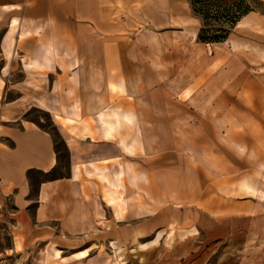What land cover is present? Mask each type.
<instances>
[{
	"label": "crops",
	"instance_id": "0c3cea01",
	"mask_svg": "<svg viewBox=\"0 0 264 264\" xmlns=\"http://www.w3.org/2000/svg\"><path fill=\"white\" fill-rule=\"evenodd\" d=\"M200 26L190 0H0V192L58 264H98L164 204L264 202V5L223 40Z\"/></svg>",
	"mask_w": 264,
	"mask_h": 264
},
{
	"label": "rangeland",
	"instance_id": "374dc122",
	"mask_svg": "<svg viewBox=\"0 0 264 264\" xmlns=\"http://www.w3.org/2000/svg\"><path fill=\"white\" fill-rule=\"evenodd\" d=\"M246 2L264 5L261 0ZM30 115L53 128L46 110L33 108ZM164 207L144 233H131L130 243L103 245L98 264H264L261 200L228 211L206 210L201 202ZM13 209L11 197L0 192V264H58L63 245L27 239L13 224Z\"/></svg>",
	"mask_w": 264,
	"mask_h": 264
},
{
	"label": "trees",
	"instance_id": "16d2710c",
	"mask_svg": "<svg viewBox=\"0 0 264 264\" xmlns=\"http://www.w3.org/2000/svg\"><path fill=\"white\" fill-rule=\"evenodd\" d=\"M194 14L201 18L198 38L204 41L225 39L240 16L257 5L246 0H190ZM29 115V112L27 113ZM37 122L44 126L38 119ZM42 176L48 172L38 170ZM32 171H29L31 175Z\"/></svg>",
	"mask_w": 264,
	"mask_h": 264
}]
</instances>
